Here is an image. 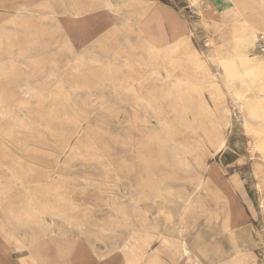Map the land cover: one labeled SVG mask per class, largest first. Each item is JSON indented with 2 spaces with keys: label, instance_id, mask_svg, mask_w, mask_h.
<instances>
[{
  "label": "rangeland",
  "instance_id": "374dc122",
  "mask_svg": "<svg viewBox=\"0 0 264 264\" xmlns=\"http://www.w3.org/2000/svg\"><path fill=\"white\" fill-rule=\"evenodd\" d=\"M0 264H264V0H0Z\"/></svg>",
  "mask_w": 264,
  "mask_h": 264
},
{
  "label": "bare ground",
  "instance_id": "6f19581e",
  "mask_svg": "<svg viewBox=\"0 0 264 264\" xmlns=\"http://www.w3.org/2000/svg\"><path fill=\"white\" fill-rule=\"evenodd\" d=\"M133 42V41H132ZM188 95V94H187ZM124 97V96H123ZM179 97V96H178ZM130 98V97H129ZM122 99V97H120V100ZM74 104H77V103H75L74 102ZM78 105V104H77ZM193 105V104H192ZM193 110L195 111L196 109H195V107L193 108ZM105 119V118H104ZM100 238H101V240H104V241H111L112 242V237L111 236H108V235H101V236H99ZM99 238V239H100ZM193 258V257H192ZM189 262V261H188Z\"/></svg>",
  "mask_w": 264,
  "mask_h": 264
}]
</instances>
